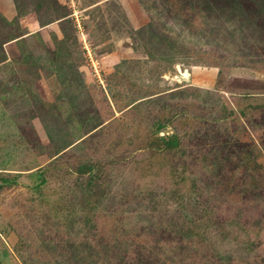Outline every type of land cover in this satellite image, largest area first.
Masks as SVG:
<instances>
[{"label":"rangeland","instance_id":"rangeland-1","mask_svg":"<svg viewBox=\"0 0 264 264\" xmlns=\"http://www.w3.org/2000/svg\"><path fill=\"white\" fill-rule=\"evenodd\" d=\"M0 264H264V0H0Z\"/></svg>","mask_w":264,"mask_h":264},{"label":"bare ground","instance_id":"bare-ground-1","mask_svg":"<svg viewBox=\"0 0 264 264\" xmlns=\"http://www.w3.org/2000/svg\"><path fill=\"white\" fill-rule=\"evenodd\" d=\"M184 76L186 77L187 75L185 74Z\"/></svg>","mask_w":264,"mask_h":264}]
</instances>
